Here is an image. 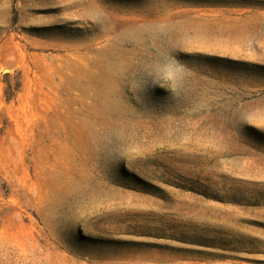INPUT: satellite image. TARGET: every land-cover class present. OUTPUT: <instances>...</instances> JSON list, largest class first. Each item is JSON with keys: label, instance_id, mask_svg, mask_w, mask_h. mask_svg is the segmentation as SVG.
<instances>
[{"label": "rangeland", "instance_id": "rangeland-1", "mask_svg": "<svg viewBox=\"0 0 264 264\" xmlns=\"http://www.w3.org/2000/svg\"><path fill=\"white\" fill-rule=\"evenodd\" d=\"M0 264H264V0H0Z\"/></svg>", "mask_w": 264, "mask_h": 264}]
</instances>
